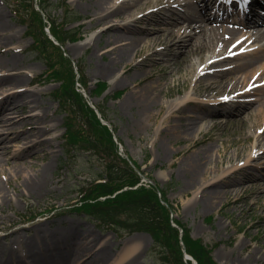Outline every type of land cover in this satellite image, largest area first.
<instances>
[{
    "label": "bare ground",
    "instance_id": "1",
    "mask_svg": "<svg viewBox=\"0 0 264 264\" xmlns=\"http://www.w3.org/2000/svg\"><path fill=\"white\" fill-rule=\"evenodd\" d=\"M84 1L93 9L91 20L106 24L102 31L106 43L100 54L110 58L98 70L114 77V85L131 88L121 105L137 107L144 117L141 122L146 118L155 122L158 110L169 108L157 129L155 143L161 140L162 146L157 154H180L178 170L185 177L184 189H195L188 209L200 205L206 211L230 203L241 222L248 212H264V14L253 12L251 5L252 10L239 15L236 24L227 15L233 8H225L220 0ZM256 1L259 7L264 5ZM148 7H152L148 12L138 13ZM216 8L224 15H211ZM235 11L243 13V9ZM115 18L127 21L109 25ZM14 41L0 7V95L5 94L0 102V174L14 171L15 189L36 194L48 190L52 163L30 159H47L55 153L52 131L57 123H52L42 106L39 96L44 92L26 87L27 75L19 56L22 49ZM194 55H198L195 62ZM158 66L164 71L157 73ZM192 83V90L181 97L165 99ZM221 104L226 107L220 108ZM221 113L239 120L254 117L248 125L251 133L243 139L247 142L254 137L255 144L249 142L229 154L216 150L212 143L219 133L199 137L205 129L211 132L217 124L210 117ZM17 127L21 131L11 133ZM174 142L181 145L173 149ZM231 144L223 141L226 149ZM11 200L0 181V208ZM8 217L4 215L0 226L6 231L5 240L0 239V264H90L107 255L106 242L100 244L92 232H83V244L77 247L69 240L74 231L47 232L37 226L31 233L32 227L13 228L14 221L5 222ZM246 245L238 243L241 249ZM263 248L264 239L246 257L233 261L250 264L254 258L262 259ZM120 263L137 264V259L133 256L116 264Z\"/></svg>",
    "mask_w": 264,
    "mask_h": 264
},
{
    "label": "rangeland",
    "instance_id": "2",
    "mask_svg": "<svg viewBox=\"0 0 264 264\" xmlns=\"http://www.w3.org/2000/svg\"><path fill=\"white\" fill-rule=\"evenodd\" d=\"M46 1L50 5L48 12L53 17H58L59 21H62L64 10L56 6L64 1L69 3L77 11L78 16L81 17L79 21L72 23L70 28L82 27L85 35L84 39L66 43L64 50L75 63L83 67L89 82V92L96 88L99 81L108 83L107 90L101 96H91V98H93L95 104L104 108L108 121L116 128V136L122 144L123 153L138 162L146 180L151 184H158L168 191V198L177 210L175 216L187 224L193 236L203 239L212 248L213 256L220 264H235L233 261L235 258L246 257L249 250L257 247L259 241L261 242L264 239V212L257 210L248 212L246 221L241 222L239 215H237V209L231 206L230 203H224L217 209L206 211H202L200 205L188 209V204L195 189H184L185 177L178 170L180 154H165L161 157L157 154V149L162 148L161 140L155 143L157 129L162 126L163 117L169 111V108L158 110V118L155 122L147 118L144 119V122H141V118L143 120L144 117H142L137 107L122 106L121 102L131 88L126 85H114V77L102 75L98 70L99 66L107 63L110 58L108 56L103 57L100 54L106 43V35L102 33L106 24L91 20L93 9L84 0ZM254 2L258 6V3ZM0 7L5 12V20L11 26V32L15 34L14 45L18 50L22 49L19 56L21 57L23 70L27 75L26 87L44 92L43 95L39 96L42 100V106L50 114L52 123H57L56 128L52 131L55 153L47 156V159L41 157L30 159L38 164H43L48 160L51 161L52 167L49 171L50 183L48 190L36 194H30L26 190L20 192L19 189H15L17 181L12 176L14 171L11 172L12 174L9 171L0 174V181L12 197V200L3 209L0 208V226H2V218L5 214H8L9 217L5 219V222L14 221L13 228L18 226L32 227L31 233L35 232L37 226V230L47 232L62 231L71 234L74 231L75 233L70 235L69 240L73 243V246L77 247L83 244L82 233L92 232L100 244L106 242L107 255L101 260H93L90 264H116L133 256L136 257L137 264H167L161 258L160 251L154 248V240L150 234L141 231L127 232L108 228L95 222L86 214L66 207L69 203L75 201L74 198L77 195L75 185L84 178L79 171L90 174L92 170H96L99 161L96 156H83L76 160L68 158L64 147L66 114L52 94L58 83H47V80L44 79L43 73L46 70V63L32 49V38L27 35L26 26L15 13L17 7L14 5V0H0ZM151 8H141L138 13L148 12ZM124 21L127 20L115 18L109 25ZM146 23L147 21H144L141 24ZM99 39L100 41H98ZM193 58L195 62L198 60V55H194ZM155 71L161 73L164 69L158 66ZM180 73L185 75V69L181 68ZM30 79L31 81H29ZM192 88L193 83L190 88H184L182 93L178 92L173 96H166L165 99L171 100L181 97L191 91ZM10 91L12 92V90ZM4 96L5 94L0 95V102H4L1 99ZM219 107L225 108L226 106L221 104ZM41 109L43 108H37L36 111H41ZM235 117L234 115L224 116L222 113L211 116L210 118L215 119L217 125L210 133H207L208 130L205 129L203 133L199 134V137H210L212 134L217 136L219 133V137L212 143L216 150L222 149L229 154H233L237 147L244 144L249 145V142L255 144L254 137L246 139L247 142L243 139L246 133H251L248 125L254 117L243 120L235 119ZM15 123H17L16 125L20 124ZM15 123L11 125H15ZM20 129L22 128L17 127L10 130L13 133L20 132ZM224 140L232 143L227 149L223 145ZM14 141L13 139L12 142L16 143ZM180 145L181 142L171 144L173 149H177ZM261 160H258V162H261ZM234 161L237 160L233 159ZM227 164L226 162L225 165ZM33 172L34 170L28 169V173ZM162 173L166 175H162ZM9 177L11 180L8 183ZM54 206L59 208L57 212H51ZM5 232L0 227L2 242L5 240H3ZM24 234L29 237L28 232H24ZM241 241L247 243L243 249L238 246ZM259 255H263L262 259L254 258L250 264H264V248Z\"/></svg>",
    "mask_w": 264,
    "mask_h": 264
},
{
    "label": "trees",
    "instance_id": "3",
    "mask_svg": "<svg viewBox=\"0 0 264 264\" xmlns=\"http://www.w3.org/2000/svg\"><path fill=\"white\" fill-rule=\"evenodd\" d=\"M41 11L35 0H14L15 13L26 25L27 34L33 39L32 49L46 63L45 78L57 82L52 94L58 100L65 116L64 147L69 159L96 156L98 166L90 174L79 171L84 177L75 186L77 196L66 207L86 214L95 222L108 228L127 232L145 231L152 235L154 248L167 264H187L185 250L197 264H220L213 256V250L203 239L195 238L190 228L181 219L175 218L184 229L173 225L172 211L176 208L168 198V191L160 187L141 184L142 177L129 160L119 152V145L111 129L102 123L96 111L89 105L85 95L78 90L77 82L88 88L89 82L84 69L66 55L62 46L84 38L82 27L69 25L81 19L76 10L64 1L56 7L64 10L63 19L53 17L46 0H39ZM46 13L48 22L45 21ZM60 41L57 45L49 37L46 27ZM79 74V77H78ZM108 88L105 81H99L92 90L93 96H101ZM99 109L108 119L102 106ZM116 131V128H115ZM91 160V159H90ZM136 167L141 166L135 161ZM165 200L167 203H164ZM54 206L51 212H57ZM183 243V244H182ZM193 264L192 260H188Z\"/></svg>",
    "mask_w": 264,
    "mask_h": 264
},
{
    "label": "water",
    "instance_id": "4",
    "mask_svg": "<svg viewBox=\"0 0 264 264\" xmlns=\"http://www.w3.org/2000/svg\"><path fill=\"white\" fill-rule=\"evenodd\" d=\"M96 110H97V112H98L99 117L102 119L103 123L108 124L109 126H111L107 121H105V120L102 118L101 113L98 111L97 108H96Z\"/></svg>",
    "mask_w": 264,
    "mask_h": 264
}]
</instances>
